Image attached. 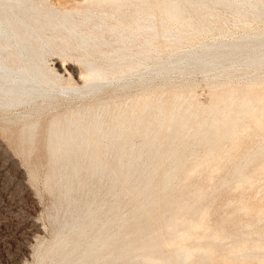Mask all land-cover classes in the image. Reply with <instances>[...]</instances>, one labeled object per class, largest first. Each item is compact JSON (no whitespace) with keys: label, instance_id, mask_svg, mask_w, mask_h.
I'll use <instances>...</instances> for the list:
<instances>
[{"label":"bare ground","instance_id":"obj_1","mask_svg":"<svg viewBox=\"0 0 264 264\" xmlns=\"http://www.w3.org/2000/svg\"><path fill=\"white\" fill-rule=\"evenodd\" d=\"M262 23L264 0H0V111L28 149L54 110L34 263L264 264V210L209 223L264 169Z\"/></svg>","mask_w":264,"mask_h":264},{"label":"rangeland","instance_id":"obj_2","mask_svg":"<svg viewBox=\"0 0 264 264\" xmlns=\"http://www.w3.org/2000/svg\"><path fill=\"white\" fill-rule=\"evenodd\" d=\"M58 56L59 55L56 53L51 54L48 59L49 64L52 65L54 61L53 59L56 57L58 58ZM59 58L63 62H65L66 59H68L69 57L61 58L59 56ZM66 62L76 63V61L74 59L72 60V58H69ZM197 76L198 75H196V79L199 81V78H201V76L200 75H199L200 77L199 76L197 77ZM199 82L200 84H197L194 87V95L195 93H198L197 95L200 94L199 96H196V95L195 96L199 98L201 96L200 101L202 100V102L206 103L210 99V93H209L210 88L207 85V83L204 81H201V79ZM202 85H204V89L201 88L203 87ZM138 91L140 90L138 89ZM199 91L201 93H199ZM206 92L207 94L205 95ZM59 107L61 109L62 105H60ZM59 107L56 110H59ZM22 109H23L22 107H18L15 110H13V112L10 111L12 113L10 112L3 113L2 111H0V264H29V263L33 264L36 261V257H37L39 250L42 248V247L40 248V242L41 243L47 242L51 238V235H52V229H51L52 225L49 224L51 222H50V219L48 218L49 217L48 213L50 212L52 208V204H53L52 201L54 200V193L51 191V189L48 187L46 183V173L48 169V162L46 158L47 152H46L45 146H43V143L45 140V134L44 135L42 134L45 133L43 127H45L46 122L48 121L50 117V114H52L54 110L49 111L48 113H45L42 115L40 127L43 130H41L39 127V132L37 133V136H36L38 138V139L36 138L37 143L35 142L36 148L34 145L32 148L27 147L28 149H25L26 146L24 147L20 140V131L23 125L22 122L20 121L8 122L7 121L8 116H11L15 113H19L22 111ZM43 118H45V120ZM15 127L18 129V131L16 130ZM13 128L15 131L12 130ZM39 133L41 136L39 135ZM15 135L17 136L16 138H15ZM12 138L15 140H13ZM17 138H18V141H17ZM40 138H42V140ZM256 139L258 138H255V137L253 138L254 141ZM18 144L20 148H18L19 147L17 146ZM40 144H42L44 151L42 150ZM23 148L25 151L23 150ZM33 151L35 154H33ZM42 154L44 157L42 156ZM39 156L41 158L43 157L42 160ZM36 161L38 162L36 163ZM36 165L39 167H37ZM229 167H230V164L222 168L217 173L219 174L218 176L225 174ZM30 170H32V172H29ZM263 172H264V169L261 172V174L256 175V178L251 183V186L249 184H245L243 186L232 185L230 187H224L226 188V190H228V192L224 188L220 189V191H217V193L218 192L220 193L222 190L223 192H226V193L221 192L220 194L221 198L219 197L220 195H218L219 193L216 194L217 198L216 196L214 197L215 199L213 198L215 201L212 200L210 202V207H211L210 210L214 208V210L212 209L211 211L212 214L210 213L211 214L210 218L211 219L213 218L214 220L209 219L210 220L209 223H211V221H214V223H217V220H220L223 216L227 214H236V216L238 215L237 216L238 218L241 219L243 217L242 219L245 220L247 219V217L248 218L251 217L250 215L257 214L259 209L264 210V207H263L264 206L263 205L264 203V184H263L264 175L263 174L264 173ZM39 173H41V175H39ZM254 186L255 188H253ZM228 188L230 189V192ZM48 189L50 192L48 191ZM239 190L240 192L243 191V193L240 194ZM245 190L247 191L245 192ZM233 193L235 194L232 195ZM251 194H252V197H251ZM244 195L248 196L247 198L249 199H247ZM241 197H244V198H241ZM253 197H255L254 198L255 201L252 199ZM222 199L224 200H223V203L221 204ZM236 200L237 202L235 203ZM212 202L213 204H211ZM249 203L251 204V206ZM217 205H219V207H217ZM230 206H231V209H230ZM242 206L246 208L242 209L241 208ZM215 208L217 209V211L220 208L219 210H222L223 212L222 211L217 212ZM214 211L215 213L217 212L216 214L218 216L214 213ZM250 212H255V213L250 214ZM239 213L242 215H240ZM262 223L264 224V221Z\"/></svg>","mask_w":264,"mask_h":264}]
</instances>
